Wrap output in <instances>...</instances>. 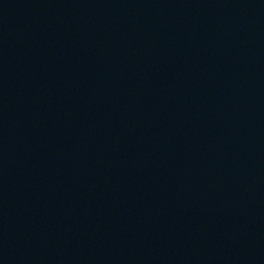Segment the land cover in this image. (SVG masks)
<instances>
[{
  "label": "water",
  "instance_id": "95a60500",
  "mask_svg": "<svg viewBox=\"0 0 264 264\" xmlns=\"http://www.w3.org/2000/svg\"><path fill=\"white\" fill-rule=\"evenodd\" d=\"M0 264H264V0H0Z\"/></svg>",
  "mask_w": 264,
  "mask_h": 264
}]
</instances>
